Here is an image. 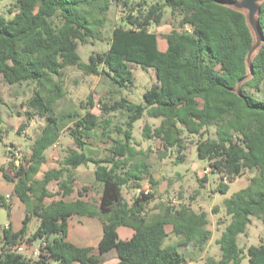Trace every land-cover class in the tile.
I'll use <instances>...</instances> for the list:
<instances>
[{
    "label": "trees",
    "instance_id": "trees-1",
    "mask_svg": "<svg viewBox=\"0 0 264 264\" xmlns=\"http://www.w3.org/2000/svg\"><path fill=\"white\" fill-rule=\"evenodd\" d=\"M111 1L14 0L8 8L10 16L0 13V81L31 83L26 117L45 118L26 160L15 162L11 158L8 162L15 178V194L26 205V213L18 231L0 228V264H100L111 250L116 253L115 264H188L179 250L181 245L190 244L198 252L205 250L212 234L205 210L159 202L147 211L153 194L140 189L142 162H129L137 153L131 144L133 123L144 114L160 121L154 127L144 123L143 137L159 139L165 149H183V132L202 137L209 126L214 127V136L198 140L196 150L199 160L219 175L217 191L228 190L223 179L232 181L243 170L253 171L244 187L222 201L229 220L215 240L220 254L218 258L206 256L204 264H240L244 252L248 264H264L263 242L243 248L237 241L239 234H246L250 217L264 224V0L257 14L263 40L251 57V73L245 58L253 36L245 14L224 4L231 0L131 2L122 16L123 24L112 28L107 48L90 53L84 62L78 45L100 39ZM166 7L179 16L181 30L171 29L164 35L166 45L162 50L157 34L149 28L161 23ZM128 62L144 69L152 67L156 83L143 92L141 103L125 97L102 103L106 113L126 111L125 128L116 127L122 136L114 139L110 155L91 157L83 151L85 139L100 119L84 105H80L83 114L74 109L55 112L66 93L58 77L64 67L75 66L86 74L106 75L123 87L133 83ZM87 101L94 106L90 95ZM103 121L102 133L106 134L111 120ZM69 123L75 148L69 149L63 166L48 169L36 178L45 161V150L58 141ZM89 162L94 164L95 181L101 184L97 202L79 198L44 202L55 194H70L72 169ZM149 178L154 186L156 180ZM52 181L58 185L54 192L48 188ZM123 186L139 192L127 201ZM7 206L0 195V207ZM73 214L100 221L98 254L91 253L89 246L66 239L67 220ZM33 218L39 222L29 232ZM166 225L173 236L169 242L166 240L171 234ZM119 226L130 227L131 237L120 239ZM41 238L46 244L36 258L7 251L11 244Z\"/></svg>",
    "mask_w": 264,
    "mask_h": 264
},
{
    "label": "rangeland",
    "instance_id": "rangeland-1",
    "mask_svg": "<svg viewBox=\"0 0 264 264\" xmlns=\"http://www.w3.org/2000/svg\"><path fill=\"white\" fill-rule=\"evenodd\" d=\"M127 1L128 3H124V0L111 1L106 13V22L99 34L100 39L78 45V52L84 62L87 61L90 53L101 52L107 48L112 28L115 25H122V16L128 11V6L131 2L132 4L138 2V0ZM148 1L161 2L162 0ZM13 3L14 0H0V13L10 16L8 8L12 7ZM149 29L157 34L159 47L164 48L166 45L164 35L171 29L181 30L179 16L170 13V10L166 7L161 23L158 25L153 24ZM128 65L133 74V83L123 87L113 83L106 75L86 74L75 66L64 67L58 77L66 93L58 101L54 111L74 109L83 114L84 109L80 105H84L100 119L99 125L94 128L91 136L85 139L86 144L83 151L91 157L100 158L110 155V147L114 143V139L122 136L116 131V127L125 128L126 111L117 109L106 113L102 110V103L111 104L121 97H125L132 102L141 103L143 102V92L156 83L155 72L152 67L144 69L134 62H128ZM31 93V83L8 84L2 80L0 81V163L5 159L7 162V159L11 158L15 159V162L26 160L34 138L45 123L44 117L34 116L31 119L26 117L25 102ZM88 95L91 96L94 106L87 103ZM105 118H109L111 123L107 128L109 132L103 134V120ZM159 121V118L149 117L146 114L134 121L131 144L137 153L129 162H142L139 166V172H142L143 177L140 180V189L143 191L148 189V192L153 194V198L147 204V211H150L157 203L165 202L174 206L189 204L196 210L207 212L208 227L211 229L212 234L205 250L198 252L190 244L179 247L187 260L191 261V264H204L206 256L211 255L218 258L220 254L219 246L215 240L220 236L222 229L229 220L222 201L234 191L244 187L253 171L243 170L242 174L236 176L232 181L226 178L228 190L225 193L217 191V185L220 181L219 175L212 172L211 169L206 176L202 175V164H208L199 160L196 150L198 140L206 136H214V127L209 126L202 137L183 132V149L178 150L173 147L165 149L159 139H146L142 135L144 123L154 127L158 125ZM69 126H72V123L65 126L58 141L45 150V161L42 163L39 172L63 166V159L69 149L75 148L69 134ZM9 149L11 153L8 152ZM93 170L94 164L89 162L72 169V172L78 173L77 175L75 173L74 186L81 188L86 185L90 198L97 201L101 184L94 180ZM149 176L156 180L157 183L154 186ZM204 177L206 180L202 181L201 179ZM223 182H225L224 179ZM49 187L54 189L56 183L51 182ZM122 191L124 198L130 201L139 192V189L123 186ZM214 208H216L215 211ZM98 224L101 225L99 221ZM170 228L169 225H166L169 235L171 234ZM90 234L94 237L95 230H92ZM172 238L171 234L166 242L171 241ZM237 241L239 246L243 248L250 244L264 243V224L256 217H250L246 234H239ZM244 253L245 256L240 264H248V255L246 252Z\"/></svg>",
    "mask_w": 264,
    "mask_h": 264
},
{
    "label": "crops",
    "instance_id": "crops-1",
    "mask_svg": "<svg viewBox=\"0 0 264 264\" xmlns=\"http://www.w3.org/2000/svg\"><path fill=\"white\" fill-rule=\"evenodd\" d=\"M164 48H160V49L163 50ZM5 162L6 159L0 163V195H3L5 197V202L7 203L8 206L6 208L0 207V209L3 208L5 210L4 212L0 213V228L9 227L12 231H18L22 226V220L26 213V205L22 201H20V199L15 194L14 191L15 178L13 177V172H11L10 168L8 167L9 160L7 159V162L6 163ZM1 167L3 168V170H1ZM75 173L76 175L78 174L77 172H71L74 181L72 186L73 190L70 194H67L65 196L61 194H55L54 196L46 197L44 199V202L49 203L53 200H58V199H63L64 201H74L77 198L82 199L84 201H92V199L89 196L88 193L89 190H87L88 188L86 185L82 186L81 188L74 186V182L76 181ZM40 174L42 176L43 172L38 171L35 177L40 178L41 177ZM52 182L56 183V187L52 189L48 185V188L50 191L54 192L57 190L58 185L56 181H52ZM100 189H101V185H100ZM79 191L81 192V195H79ZM99 194H98V198H99ZM98 221L99 220L96 217L79 216L76 214L71 215L67 220L68 227H67L66 239L75 245L89 246L91 247V253L98 254L97 246H98V241L102 234V226L98 224ZM38 222L39 221L36 218L31 219L30 223L28 224V231L32 232L35 229V227L38 225ZM92 230H95L96 233L94 237L91 236L90 234ZM117 233L120 239H128L131 237L133 230L127 226H119L117 228ZM37 243L38 240L32 241L30 243L27 242L26 244L27 251L28 252L32 251V248ZM116 262H117L116 253L114 250H111L103 255V261L100 264H115ZM188 264H191V261H188Z\"/></svg>",
    "mask_w": 264,
    "mask_h": 264
},
{
    "label": "water",
    "instance_id": "water-1",
    "mask_svg": "<svg viewBox=\"0 0 264 264\" xmlns=\"http://www.w3.org/2000/svg\"><path fill=\"white\" fill-rule=\"evenodd\" d=\"M263 0H231L225 1L224 4L231 6L237 10L242 11L246 16L247 24L253 36V44L248 50L245 58L246 67L249 73L252 72L251 57L258 50L263 40L260 25L257 20V14L259 11V4ZM5 210L0 209V213Z\"/></svg>",
    "mask_w": 264,
    "mask_h": 264
},
{
    "label": "built area",
    "instance_id": "built-area-1",
    "mask_svg": "<svg viewBox=\"0 0 264 264\" xmlns=\"http://www.w3.org/2000/svg\"><path fill=\"white\" fill-rule=\"evenodd\" d=\"M209 170H210V167H208V165L202 164V166H201L202 175L207 174ZM144 192L145 193L148 192V189H145ZM26 244L27 243L25 241L21 242L19 244H13V245L11 244V245L7 246V251L16 252V253H20V254L27 256V257L36 258L39 256L41 248L43 246H45L46 242L43 238L39 239L38 243L32 248V251H30V252L27 251V245Z\"/></svg>",
    "mask_w": 264,
    "mask_h": 264
}]
</instances>
